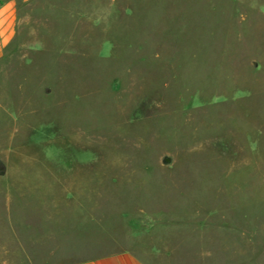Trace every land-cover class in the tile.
Returning <instances> with one entry per match:
<instances>
[{
	"label": "rangeland",
	"instance_id": "rangeland-1",
	"mask_svg": "<svg viewBox=\"0 0 264 264\" xmlns=\"http://www.w3.org/2000/svg\"><path fill=\"white\" fill-rule=\"evenodd\" d=\"M129 249L264 264V0H30L0 58V264Z\"/></svg>",
	"mask_w": 264,
	"mask_h": 264
},
{
	"label": "crops",
	"instance_id": "crops-1",
	"mask_svg": "<svg viewBox=\"0 0 264 264\" xmlns=\"http://www.w3.org/2000/svg\"><path fill=\"white\" fill-rule=\"evenodd\" d=\"M30 0H0V58L16 40L20 9ZM70 264H149L129 249H121Z\"/></svg>",
	"mask_w": 264,
	"mask_h": 264
}]
</instances>
